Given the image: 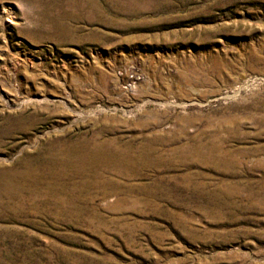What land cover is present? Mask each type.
<instances>
[{
  "label": "rangeland",
  "instance_id": "obj_1",
  "mask_svg": "<svg viewBox=\"0 0 264 264\" xmlns=\"http://www.w3.org/2000/svg\"><path fill=\"white\" fill-rule=\"evenodd\" d=\"M0 264H264V0H0Z\"/></svg>",
  "mask_w": 264,
  "mask_h": 264
},
{
  "label": "bare ground",
  "instance_id": "obj_2",
  "mask_svg": "<svg viewBox=\"0 0 264 264\" xmlns=\"http://www.w3.org/2000/svg\"><path fill=\"white\" fill-rule=\"evenodd\" d=\"M41 59V58H40ZM51 95V94H50ZM40 101V100H39ZM229 154V153H228ZM225 155V154H224ZM236 160V159H235Z\"/></svg>",
  "mask_w": 264,
  "mask_h": 264
}]
</instances>
